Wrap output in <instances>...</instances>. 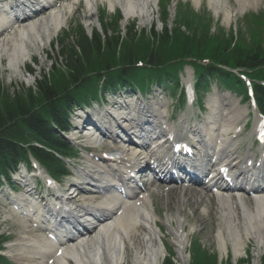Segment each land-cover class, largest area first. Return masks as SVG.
I'll list each match as a JSON object with an SVG mask.
<instances>
[{"label": "bare ground", "instance_id": "1", "mask_svg": "<svg viewBox=\"0 0 264 264\" xmlns=\"http://www.w3.org/2000/svg\"><path fill=\"white\" fill-rule=\"evenodd\" d=\"M87 1L94 4V0ZM107 1L111 7L120 5L124 10L127 21L130 18H138L141 23L151 20L152 9L159 3L158 0ZM185 1L192 2L194 6H202L204 4L203 0ZM207 3L209 4V8L212 7L215 11H221L224 14V21L227 26L238 16L237 13L225 12L222 0H208ZM90 13L92 14L93 12L90 11ZM66 18L67 15L61 16V12L58 11L55 14L48 15V18L41 20L40 24L34 23L20 27L13 36L0 40V67L3 66V59L5 58L9 69L14 73L22 74L26 64V57H31L30 51L32 50L28 46L30 47L31 44L34 46L33 49L39 50L49 45L59 33V29L65 24ZM86 23L92 24V19H88ZM72 63L73 61L69 65L70 69L73 65ZM230 129L232 128H228V130ZM139 201L143 207L142 212L138 210L137 212L121 216L113 224L109 225L106 228L107 230L100 232L96 237L79 245L65 257L62 254L61 257L57 258L60 262L56 264H65L68 259L73 260L74 264H120L122 252L126 255L125 261L127 264H129V259H131L133 264H161L162 252L156 244L157 237H159V233L155 228V226L158 227L156 223L157 215L151 202L148 211V202L146 200ZM233 203L236 204L237 211L234 212L235 214L230 209L231 204L228 200H220V204L224 208H221V220L215 228L217 229L215 239L219 251L221 255L224 252L227 253V250H229L227 244L230 243L233 257L237 260V257L242 255L245 248L244 235L246 239L254 240L253 242L256 245L255 259L259 260L264 249V195H255L249 202L240 197L238 203L236 201ZM133 223L136 224L132 225ZM140 223L148 227L147 229L143 226L139 228L145 231L146 238L142 237L137 230V225ZM183 228L184 223L177 219V230L172 232V234L177 240V252L179 253L178 257L181 264H186L187 258L183 254L186 237L184 236ZM18 239L21 240V245L25 248L27 247L26 250L31 253L35 264H44V262L49 261V256L47 259L45 258L50 251V247L44 240H38L35 237L29 236L27 230L22 231ZM122 246L125 247L126 252ZM64 252L62 250V253ZM103 256L109 259L107 260L108 262L103 259Z\"/></svg>", "mask_w": 264, "mask_h": 264}, {"label": "rangeland", "instance_id": "2", "mask_svg": "<svg viewBox=\"0 0 264 264\" xmlns=\"http://www.w3.org/2000/svg\"><path fill=\"white\" fill-rule=\"evenodd\" d=\"M174 2L175 0L173 2L169 1L168 4L167 0H162L158 5H155L152 9L151 20L146 21L145 23L139 22L140 20L137 18H132L126 22V19L124 18L125 13L115 14L108 7L106 8L107 10L98 8L96 9L97 12L95 11L92 15L87 16L84 8L85 6H83V8L74 14V16H70L71 18L69 16L67 17V21L63 25L64 27L49 45L38 50L35 48L33 49L34 46L30 44L29 49L32 50L30 51L32 57H26V65L25 68H23L24 72L22 74L14 73L7 67V62H3V66L0 67V107L4 109L6 105H12L15 102L22 100L23 98L20 95L25 92H29V90L34 88L36 82L42 80L44 75L50 74L51 81L53 83H56L60 77L65 76V68H67L66 65L70 63V60L62 58L60 51L64 49L65 52H69V49H71L72 55H75V52H73L74 49L77 51L78 55H81L80 50L76 49L82 40L81 37H79L81 33H84V35L88 38H93L95 35L99 37L102 35L101 39L105 36L112 39L120 37L121 51H127L126 49H130L136 52L137 49L142 48L147 52L150 50L160 51L162 47L160 45L159 36L156 38L149 37L146 45L143 43L135 45L131 42L128 44V47H125L127 44H122V40L123 37L126 38L128 27L130 25H134L137 31L132 34H128L126 39L133 37L139 32L144 33V31H150L151 28H154L158 34H162L164 31H169L171 33H175V36H183L182 38L193 37L196 41L200 40L202 43L206 44V48L213 50L217 48L215 45L216 43L220 44L221 49L224 48V46L235 49V53H240L243 49L254 48L253 46L255 44L251 43L250 38L246 39L243 37L246 32L244 34L241 32L236 34L232 25L227 26L225 24V16H222L221 11L217 13L212 7H208L207 10H204L202 6H200L199 9H196L197 7L195 8V6L190 2L189 5H192L194 8L190 7L186 9L188 3H184L185 6L181 9L178 4H183V1L177 0L175 6L173 4ZM88 17L92 18V24L86 23L89 19ZM128 23H130L129 26H127ZM239 23L244 24L243 21ZM100 25L104 28L101 29ZM91 32H93V34H91ZM108 37L105 39L108 40ZM225 37L231 38L225 40ZM220 38H223V40L220 41ZM115 50L116 47L114 49H112L111 46L105 47L102 50V54L104 52L106 53L103 55L101 54L100 57H97L98 55H94L92 57V62H101L106 65L114 64ZM109 51L111 52L108 53ZM70 54L71 53L68 55L69 57ZM4 60L5 58L3 61ZM28 67L33 68L35 70V74L28 73ZM25 96L28 98L26 93ZM186 214L190 217V223H185L186 229L189 230L191 225H203L202 227H205L204 230L198 234L199 242L205 247L198 248L197 252L194 249H191L190 253L188 251L186 253V264H263L264 250L259 257L260 259L257 260L255 259V251H252L251 246L249 247L251 251L249 254L243 253L240 260L238 259L235 261L233 260V257H227V259L225 256H221V254L217 251H215L216 254H212L211 251H200V249H208L216 246L214 238L215 230H212L213 227L210 226V222H207V220L205 221L203 218H199L198 222L193 220L196 217L193 207L186 208ZM191 222H194V224ZM212 251H214V249ZM167 259H170L174 264H180L178 256L173 252H170Z\"/></svg>", "mask_w": 264, "mask_h": 264}, {"label": "trees", "instance_id": "3", "mask_svg": "<svg viewBox=\"0 0 264 264\" xmlns=\"http://www.w3.org/2000/svg\"><path fill=\"white\" fill-rule=\"evenodd\" d=\"M135 36L131 37L134 38ZM166 36H161L160 38V45L161 43L164 42ZM81 43H79V49L81 52V55H78L77 51L72 55V51L70 52V61H73V65L71 69L69 68V74L71 75V78L73 81H78L79 78L83 75L84 69L88 67V63L91 62L92 56L93 55H98L100 56L102 54V50L105 47H110L114 49L115 47L118 46L119 42L121 41L119 38L117 39H112L109 38L106 42V46H103L102 40L99 36L95 35L94 38L91 40H88L86 37H81ZM199 43H202L200 40H198ZM147 44V43H146ZM181 45H174V48L179 47ZM181 50L184 48H190V46H184V48L181 46ZM109 49V48H108ZM127 51L124 52V55H126L128 58H131L133 56V50L126 49ZM159 50V49H158ZM113 51V50H111ZM109 51L108 53H110ZM106 53V52H105ZM152 53L150 58L153 60H160L163 58V53L161 51H154V52H149ZM250 55L244 54L242 57H240V63H245L248 66H254L255 62L257 61L258 54L253 57H249ZM71 65V64H69ZM56 87L54 86L53 88L46 83V81H43V83H39L38 85V90L39 92L46 96L49 97L48 99H52L54 97ZM32 101V99H31ZM33 102V101H32ZM30 102V103H32ZM56 106H53L51 111L52 115L54 118L56 117V113H60L62 111H57ZM29 108L27 106V102L24 101V99L18 101L15 103V105L8 106L6 105V109L2 110L0 107V128L2 125L7 120H14L20 114V116L25 119V121L28 123L27 125L31 127L32 130L35 132L38 130L43 129L44 127H41L45 123L42 121V118H39L37 113L34 111H28ZM16 111V113H15ZM57 118V117H56ZM1 133H6L4 130H0ZM19 128L16 124H12L8 126V135L7 136H1L0 135V161L2 162L3 166H6L8 163V158L5 157V155L11 156L10 154L15 150L19 151L18 145H16L13 142V138H15L18 135ZM59 149H61V146H58ZM20 152V151H19ZM38 157L42 159L43 162L45 163H51L52 160H54V157L52 154H48L44 151H40L37 153ZM45 154L46 158L45 159L42 155Z\"/></svg>", "mask_w": 264, "mask_h": 264}]
</instances>
